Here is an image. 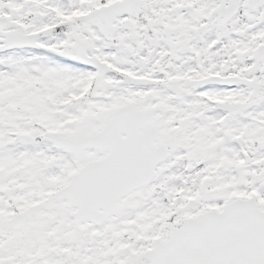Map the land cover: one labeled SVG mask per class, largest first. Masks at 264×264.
Masks as SVG:
<instances>
[{
	"label": "snow or ice",
	"instance_id": "6c2138e0",
	"mask_svg": "<svg viewBox=\"0 0 264 264\" xmlns=\"http://www.w3.org/2000/svg\"><path fill=\"white\" fill-rule=\"evenodd\" d=\"M0 264H264V0H0Z\"/></svg>",
	"mask_w": 264,
	"mask_h": 264
}]
</instances>
